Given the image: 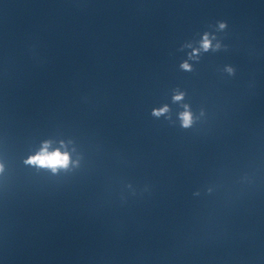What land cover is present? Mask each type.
Listing matches in <instances>:
<instances>
[{
  "label": "clouds",
  "instance_id": "1",
  "mask_svg": "<svg viewBox=\"0 0 264 264\" xmlns=\"http://www.w3.org/2000/svg\"><path fill=\"white\" fill-rule=\"evenodd\" d=\"M221 28L224 27L223 24L220 25ZM210 47V41L207 36H205L203 41V48L207 50ZM185 69L189 67L188 64L182 65ZM182 96L178 95L175 99L179 100ZM167 111L166 108L160 109L154 112L155 115H160L161 113ZM182 120L184 127H188L192 123V117L189 112H184L182 114ZM29 164L36 165L39 167L50 168L55 172L58 168H67L70 163V156L67 152H61L59 149L55 151H48V145L45 144L44 148L35 156H32L26 161ZM2 168V166H0Z\"/></svg>",
  "mask_w": 264,
  "mask_h": 264
}]
</instances>
